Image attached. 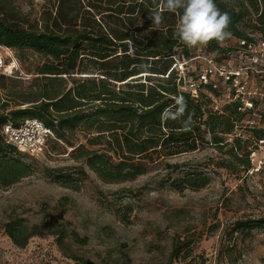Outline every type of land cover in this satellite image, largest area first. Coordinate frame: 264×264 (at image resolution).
<instances>
[{
	"label": "trees",
	"instance_id": "obj_1",
	"mask_svg": "<svg viewBox=\"0 0 264 264\" xmlns=\"http://www.w3.org/2000/svg\"><path fill=\"white\" fill-rule=\"evenodd\" d=\"M9 1L0 0V43L12 48L22 64L34 53L41 62L34 70L39 90L23 94L24 102L12 109L9 100L0 98V187L11 186L34 170L3 132L8 122L19 125L27 118H39L53 130V139L65 143L72 142L76 131L85 132L86 143L72 150L73 158L107 182L133 180L147 173L150 163L205 145L221 151L228 147L229 158L217 163L221 167L238 165L247 172L253 168L250 138L235 133L250 111H241L238 101L216 109L211 94L219 92L210 84L198 97L181 89L174 64L195 54L173 35L182 10L165 11L157 29L148 15L160 8L162 0H52V8L35 21ZM215 3L229 13L232 37L253 41L252 34L264 36V0ZM225 43L213 41L204 49L226 60L235 46ZM32 71L29 68L28 74ZM13 76L27 75L15 71ZM8 77L0 76V93ZM253 131L264 139L263 128ZM167 167L177 169L181 164L168 162ZM74 175L54 178L77 190L80 178ZM173 181L182 191L204 188L211 177L194 170ZM259 228L264 229V218H250L237 221L232 232L247 237ZM5 231L15 245L25 247L43 233V224L30 227L25 218H13L5 223ZM55 233L64 244V230ZM183 244L180 239L173 243L169 264L188 259ZM235 248L236 243H230L226 249L232 264L237 263Z\"/></svg>",
	"mask_w": 264,
	"mask_h": 264
},
{
	"label": "rangeland",
	"instance_id": "obj_2",
	"mask_svg": "<svg viewBox=\"0 0 264 264\" xmlns=\"http://www.w3.org/2000/svg\"><path fill=\"white\" fill-rule=\"evenodd\" d=\"M9 4L35 21L52 8L53 1L10 0ZM237 42L231 37L225 46ZM204 50L191 49L193 53ZM40 62L38 54H30L20 63L27 76L4 81L0 98L11 102L10 109L24 102L23 94L39 90L34 70ZM29 68L33 70L30 74ZM254 128L264 129V100L257 102L253 112H246L236 128L242 137L250 138L253 168L248 172L242 166L217 164L229 158L228 147L221 151L205 145L150 163L148 172L133 180L107 182L84 161L73 158L72 150L80 142L86 143V133L79 131L71 143L52 137L48 150L37 157L20 152L34 170L21 181L0 187V264H83L82 260L93 264H169L178 239L184 241L182 252L190 256L175 264H232L226 250L230 243H236V264H264V229H255L247 237L232 232L239 220L264 218V142ZM168 162L181 167H167ZM194 170L208 173L210 184L177 189L173 180ZM72 173L80 178L77 190L54 178ZM13 218H25L30 227L43 224V233L19 247L5 231V223ZM57 230L66 233L64 244Z\"/></svg>",
	"mask_w": 264,
	"mask_h": 264
},
{
	"label": "built area",
	"instance_id": "obj_3",
	"mask_svg": "<svg viewBox=\"0 0 264 264\" xmlns=\"http://www.w3.org/2000/svg\"><path fill=\"white\" fill-rule=\"evenodd\" d=\"M252 37L253 41L238 39L226 60L221 61L205 50L190 58L178 59L174 67L178 71L181 89L198 97L205 85L210 84L219 92L218 96L211 94L216 109L238 101L241 111L253 112L257 102L264 100V36L252 34ZM230 60L239 63L232 64ZM15 71L24 74L14 50L0 43V76H13ZM3 132L9 143L34 157L44 154L48 150L49 140L54 137L53 130L39 118H27L19 125L8 122ZM235 133L242 135L238 131ZM261 141L264 142V139Z\"/></svg>",
	"mask_w": 264,
	"mask_h": 264
},
{
	"label": "clouds",
	"instance_id": "obj_4",
	"mask_svg": "<svg viewBox=\"0 0 264 264\" xmlns=\"http://www.w3.org/2000/svg\"><path fill=\"white\" fill-rule=\"evenodd\" d=\"M179 10L182 13L173 35L187 48H207L213 41L223 46L231 39V17L229 13L221 12L215 0H162L160 8L151 16L154 26L159 29L163 24L165 11L176 13Z\"/></svg>",
	"mask_w": 264,
	"mask_h": 264
}]
</instances>
